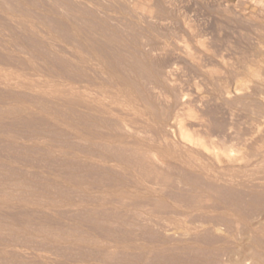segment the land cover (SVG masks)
<instances>
[{
	"label": "rangeland",
	"instance_id": "374dc122",
	"mask_svg": "<svg viewBox=\"0 0 264 264\" xmlns=\"http://www.w3.org/2000/svg\"><path fill=\"white\" fill-rule=\"evenodd\" d=\"M0 264H264V0H0Z\"/></svg>",
	"mask_w": 264,
	"mask_h": 264
},
{
	"label": "crops",
	"instance_id": "0c3cea01",
	"mask_svg": "<svg viewBox=\"0 0 264 264\" xmlns=\"http://www.w3.org/2000/svg\"><path fill=\"white\" fill-rule=\"evenodd\" d=\"M59 214V213H57ZM42 222H45L46 225H50V228L51 227H54V228H62L63 224L65 222H63V220L59 217V215L57 216H53V218H45V220H43Z\"/></svg>",
	"mask_w": 264,
	"mask_h": 264
}]
</instances>
